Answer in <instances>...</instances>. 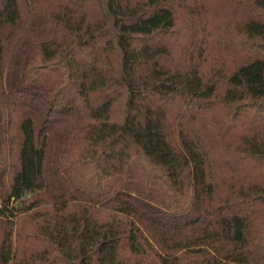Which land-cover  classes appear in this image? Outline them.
<instances>
[{
    "label": "trees",
    "instance_id": "1",
    "mask_svg": "<svg viewBox=\"0 0 264 264\" xmlns=\"http://www.w3.org/2000/svg\"><path fill=\"white\" fill-rule=\"evenodd\" d=\"M0 264H264V0H0Z\"/></svg>",
    "mask_w": 264,
    "mask_h": 264
}]
</instances>
